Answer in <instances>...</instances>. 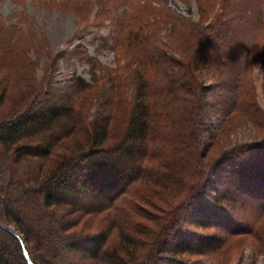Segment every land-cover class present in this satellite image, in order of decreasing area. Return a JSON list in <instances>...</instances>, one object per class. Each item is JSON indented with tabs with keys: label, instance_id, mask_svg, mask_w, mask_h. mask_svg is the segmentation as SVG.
<instances>
[{
	"label": "trees",
	"instance_id": "1",
	"mask_svg": "<svg viewBox=\"0 0 264 264\" xmlns=\"http://www.w3.org/2000/svg\"><path fill=\"white\" fill-rule=\"evenodd\" d=\"M154 11L121 17L114 65L82 52L90 79L73 70L65 86L21 72L20 42L0 41V264H203L194 256L217 252L230 264L248 244L264 262V133L225 147L205 93L220 94L225 130L240 115L263 132L264 110L248 64L225 88L199 73L218 50L228 65L243 21L217 14L197 32L165 6L164 42Z\"/></svg>",
	"mask_w": 264,
	"mask_h": 264
},
{
	"label": "rangeland",
	"instance_id": "2",
	"mask_svg": "<svg viewBox=\"0 0 264 264\" xmlns=\"http://www.w3.org/2000/svg\"><path fill=\"white\" fill-rule=\"evenodd\" d=\"M165 6L170 8L171 14L192 22L190 25L192 29H195L196 24L197 30L214 20L217 14H226L232 26L237 25L238 21H243L237 28V34L234 33L232 38V51L231 54H227L228 65L221 64L218 56L221 53L218 50V54L210 53L208 64L205 63L199 68V73L206 84H214L217 78V83L225 88L227 86L224 81L229 82L235 75L240 77L248 64L247 69L250 72L247 73L252 78L256 101L264 110V0H0V17L4 27L9 30L15 29L13 32H0V41L14 37L13 39L20 42L12 48L21 49V57L27 63L26 70L21 69V72L34 73L36 81L40 83L50 80L54 86H65V83H69V79L75 76L72 75L73 70L76 71L75 74L90 79L89 66L80 59L82 52L99 60L102 65H114L113 45L120 41L122 34L117 30L119 19L126 14L129 19L135 17L137 8L147 7L150 11L155 10L156 24L159 25L156 36L158 40L167 42L170 39L167 38L170 24L161 21L164 18ZM149 21L154 22L152 18ZM249 39L251 40L248 44H245ZM192 44L193 40L189 48H192ZM250 48H256L257 52L248 63L244 59ZM190 51L184 53L190 56ZM259 52L262 56L261 62L257 61ZM220 68L229 71V76L222 74ZM125 69L133 76L132 67L127 66ZM145 69L144 66H140L142 73H145ZM243 78L246 88L247 77L244 75ZM219 95L213 91L205 93L206 100L210 101V105H214L210 108L212 111L205 119V124L213 134L221 136L225 132L222 138L225 147L239 141H251L254 136L264 133L257 130L246 117L240 115H235L225 130L224 124L228 119V113L221 108L223 106L219 104L221 99ZM242 99L244 100V97ZM203 137L206 138L205 132ZM216 182L218 183V180ZM258 193L263 198L264 192ZM249 194L244 191L240 196L247 198ZM253 209L240 210L243 215L257 219L261 211L248 215ZM200 230L219 232L212 228ZM252 251L251 244L246 245L241 251L232 247L230 264H254ZM194 259H200L203 264H217L219 253L196 255Z\"/></svg>",
	"mask_w": 264,
	"mask_h": 264
},
{
	"label": "water",
	"instance_id": "3",
	"mask_svg": "<svg viewBox=\"0 0 264 264\" xmlns=\"http://www.w3.org/2000/svg\"><path fill=\"white\" fill-rule=\"evenodd\" d=\"M25 254H26V251H25Z\"/></svg>",
	"mask_w": 264,
	"mask_h": 264
}]
</instances>
